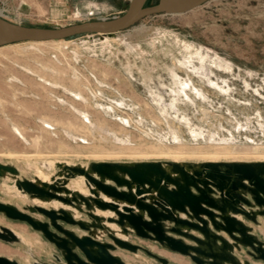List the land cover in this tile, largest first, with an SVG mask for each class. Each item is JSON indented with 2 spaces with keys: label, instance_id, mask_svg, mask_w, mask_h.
Instances as JSON below:
<instances>
[{
  "label": "rangeland",
  "instance_id": "374dc122",
  "mask_svg": "<svg viewBox=\"0 0 264 264\" xmlns=\"http://www.w3.org/2000/svg\"><path fill=\"white\" fill-rule=\"evenodd\" d=\"M156 1L148 0L147 5ZM129 2L130 0H0V11L4 18L16 23L60 27L119 16L127 9ZM114 37L115 40L106 42L98 36L95 39L88 35L69 38L68 40H77V43H70L65 48V55L48 45L43 46V51H33L32 45L25 42L0 48V89H4L0 91V161L11 162L25 176L33 177L34 170L27 169L24 161L25 156L39 155L32 144V139L37 135L42 136L40 154L50 158L57 156L59 159L75 162L100 159H170L93 158L88 155L90 151L115 150L112 141H103L99 135L90 134H87L86 140L80 137L74 140L64 135L60 124L52 132L46 131L49 129L41 126L37 112L26 110L21 105L22 101L37 100L39 107L53 109L50 114L54 118L82 123L68 104L52 98L54 94L38 84L39 79L44 77L42 75L46 74L50 78L53 76L52 79H55L58 73L62 77H57V82H53L57 86L52 85L58 97L69 101L73 96L70 89L74 91L81 88L90 97L92 104L99 101L106 106L118 105V108L109 110V113L103 111L106 117L97 113L93 106L87 109L92 113L94 121L105 119L104 122L120 136L128 132L136 146H151L158 135L169 131L166 120L176 116L181 119L183 115L191 117L192 122L202 126L205 132L217 127L222 135L231 133L239 142L264 146V0H210L186 13L146 16L133 27L116 33ZM182 41L192 44L193 48H188L190 53ZM24 65H28V68ZM175 73L178 77L190 78L203 88L208 99L195 96L191 87L187 88V92H190L195 101L188 100L182 94H175L178 89L173 78ZM75 79H78L77 83H74ZM9 80L14 83L9 84ZM214 82L217 85L212 84ZM151 89L160 93L162 103L156 104L152 100ZM96 91L103 96L97 95ZM34 92L39 93V97ZM174 96H180L181 100L177 105L179 110L172 108ZM77 104L83 107L81 103ZM160 107H166L167 111L163 112ZM203 107L208 108L211 113L209 120L200 119L202 112L199 110ZM119 115L134 120L141 118L143 121L141 124L131 121L126 126L127 129H122L121 121L116 117ZM14 123L20 126L26 138L13 128ZM175 124L178 125L176 118ZM239 124L240 129H237ZM80 134L85 135L86 130L83 129ZM181 134L189 140L190 146L203 144L202 137L197 139L200 143L196 144L190 129L184 124H181ZM60 140H68L71 146L82 153L79 157L71 152L59 153V150H66L64 146H60ZM166 141L169 142L167 139ZM36 159L42 158H31L32 161ZM3 187V179L0 178V199H12L19 204L17 199L4 195ZM0 217L4 219L0 223L11 227L20 223L6 219L1 214ZM26 228L33 236L31 239L34 238L36 253L43 255V249H48L47 244L39 234L27 226ZM142 241L156 253L168 252L150 241ZM0 243L10 246L1 240ZM10 247L21 253L20 256L13 255L14 257L28 261L24 245ZM120 253L127 261L158 263L145 253H141L139 257L126 251Z\"/></svg>",
  "mask_w": 264,
  "mask_h": 264
},
{
  "label": "water",
  "instance_id": "95a60500",
  "mask_svg": "<svg viewBox=\"0 0 264 264\" xmlns=\"http://www.w3.org/2000/svg\"><path fill=\"white\" fill-rule=\"evenodd\" d=\"M130 0L119 16L67 26L24 25L0 16V47L81 35H113L146 16L182 14L210 0ZM25 176L0 161V214L25 224L47 244L0 223V240L24 245L27 262L0 253V264H141L120 251L145 253L159 264H175L137 239L153 242L192 264L264 263V159L24 161ZM31 166H30V165ZM42 168L49 178L35 170ZM83 178V179H82ZM82 182L83 189L74 182ZM10 189H9V188Z\"/></svg>",
  "mask_w": 264,
  "mask_h": 264
},
{
  "label": "bare ground",
  "instance_id": "6f19581e",
  "mask_svg": "<svg viewBox=\"0 0 264 264\" xmlns=\"http://www.w3.org/2000/svg\"><path fill=\"white\" fill-rule=\"evenodd\" d=\"M0 16H3L2 11H0ZM89 35H88V37H92L94 39L96 37L95 35H92V34H89ZM114 35H116V34L103 35V36H100V37L98 36V37L102 41L106 42V41H110L111 39L115 40L116 37H114ZM178 42H179V39H178ZM25 43L27 45L28 44L32 45L31 49L34 48L33 51H43V46L44 45H48L51 48H54V49L58 50L60 53H62L63 55H65V48L70 43H77V40L60 39V40H53V41H29V42H25ZM183 43H184L185 47L187 48L188 52H189V50H191L193 48L191 43L182 41V44ZM0 48H2V47H0ZM188 48H190V49L188 50ZM27 49H29V48H27ZM192 52L193 51H191V53ZM200 52H201V50H200ZM198 53H199V51L197 50L196 54H198ZM198 56H200V55H198ZM200 57L201 58H205L203 56H200ZM219 62H221V61H219ZM202 64H203V62H202ZM203 65H207V64H203ZM27 66L28 65H26V66L24 65V67H27ZM53 67L55 69H58L55 66H53ZM202 67H204V66H202ZM54 68H53V70H55ZM205 68H207V67H205ZM31 71H32V69H31ZM52 73H54V72L52 71ZM57 75H58L57 76L58 78L62 77L61 73H58ZM42 76H44V77L39 79L38 84L43 86L45 89H49V93L54 94V95H52V98H56V99L58 98L59 101H61L62 103L68 104V106L71 109L72 113H74L75 115H78L80 117L82 123L78 124V123H76V122H74V121H72L70 119H64V118L56 119V118H54L50 114V113H52L53 109L51 107H39L38 106L39 102H37V100L34 101V102L22 101L21 105L28 111L37 112V117L39 119V122L41 123V126H43V128H45V129H49V130H46V131H51L52 132L53 128L60 124V126L62 127V130L64 132V135H66L67 137L72 138L74 140L78 139L79 137L81 139H83V140H86L87 134L99 135V137H101V139L103 141H108L109 142V139H110L112 141V144L114 145V149L115 150H110V151L109 150H102V151L93 150V151H90L88 155L93 157V158H120V157L148 158V157H164V158H170V159H173V160H185V159H196V160H219V159L251 160V159H264V146H261L259 143L249 144L248 142H239V141H237L236 137L233 134H231V133L229 135H225V134L222 135L221 134L222 132H221L220 128L218 129L217 127L210 128V129L206 130V132H205V130L203 129L202 126L195 125L192 122V118L188 117L186 115L181 116V119L176 116L174 118L171 117V119H169L170 121L166 120V124L168 125L169 131L164 133L163 135L162 134L158 135L154 139V141H152L151 146H149V147H146L144 145L136 146V145H134L132 143L131 136L129 135L128 132H124L120 136L119 133L115 129L111 128L109 126V124L104 122L105 121L104 118H103L104 121H98V122L94 121L93 117H92V113L89 111V109H87V107L93 106L97 113L101 114L103 117H106L103 111H105L106 113H109V110H115L116 108H118L117 107L118 105L115 104L116 106L113 105L114 106L113 107L112 105L109 104L108 106H106L105 103H102V102H99V101H95L94 102L95 104H92V101H91L90 97L86 96L83 93V90L81 88L74 89V91H71V89H70V93L73 96H71V100L66 101V100L58 97L55 94L56 92L54 91V89H52V85L53 86L54 85L57 86V84H55L53 82H57L58 78L56 77L55 79H52L53 78L52 75H51L52 77L50 78L46 74H44ZM173 78H174V81H175V83L177 84V87H178V89L175 91V94H178L180 96L182 94L188 100L195 101L190 96V94H189L190 92L189 93L187 92V88L191 87L192 90L195 92V96L198 95L202 99H208V94L204 91V89L201 88L200 86H198L197 84H195L190 78L184 79V78L178 77V76H176V73L173 75ZM12 81L13 80H11V81L9 80L8 83L9 84L14 83ZM73 81H74V83H77L78 79L77 80L75 79ZM212 84L217 85V82H214ZM3 90L4 89H0V91H3ZM63 91H64V89H63ZM150 91H151V96L153 97L152 100L156 104L162 103L161 102L162 100H161L160 93H158V92H156V91H154L152 89ZM94 92H95V90H94ZM92 93H93V91H92ZM96 93L100 97L103 96V95L98 94L97 91H96ZM34 94H35L36 97H39L38 96L39 93L34 92ZM180 96H174L173 99H172L171 104H172V108L174 110H179L177 105H179V103H180L179 102L181 100ZM0 98H1V96H0ZM0 101L2 102V98H1ZM77 103H81L83 105V107L78 105ZM53 104H55V103H53ZM100 108H102V109H100ZM161 110L163 112H166L167 108L166 107H162ZM199 111L202 112V117L200 118L201 120H204V121L205 120H209V117L211 116V113H210L208 108L203 107ZM116 117L119 118V122L121 121L120 123H121V128L122 129L123 128L127 129L126 126L131 121L135 122V123H138V124H141L142 121H143L141 118L137 119V120H134V119L129 118V117H127V118L120 117V115L116 116ZM175 118L178 120V125L175 124ZM181 124L186 125L190 129V134L193 135L192 139L196 141V144L200 143V141L197 140L199 137L203 138V142H202L203 144L202 145H196V146H190L189 145V143H190L189 140L185 139L183 137V135L181 134ZM240 126L241 125L239 124L237 129H240ZM13 128L15 130H18L23 135V137L26 138L24 133H23V131H22V129L20 128V126L17 123L13 124ZM83 129L86 130V134L85 135L80 134V132H82ZM167 136H169V138ZM170 136H171V138H170ZM41 137H42L41 135H37V136H35L32 139V144H33V146L35 148H37L36 152L39 154V155H36V156H33V157L42 158V159L43 158H48V159H51V160L59 159V157H57V156L53 157V158H50V156H48V155L44 156V155L40 154L42 152V150H40V148H42L41 147V144H42ZM166 139L169 142H167ZM60 146H64L66 148V150H64V151L59 150L58 151L59 153L71 152V153H75L76 156H78V157L82 153V151L74 148V146H71L70 143L68 142V140H60ZM82 146L83 147H87V145H82ZM33 157L25 156V159H26V161L31 162L32 161L31 158L33 159ZM35 170L38 173V175L41 176L42 178H46V179L49 178V176L45 173V171L42 168H40L38 165H35ZM74 183H75L76 187H78L80 189H83L82 182L80 183L79 181H77V182H74ZM0 222H4V219L2 217H0ZM13 227L16 230H18L19 232H21L23 235H25L27 238L33 237L32 234L27 230L25 225L20 224V223H16V224H13ZM10 246H7L5 244L0 243V253L8 255V256H13V255L20 256L21 255L19 250L14 249V248H12ZM162 254L164 256L168 257L169 259H171L176 264H189V261L187 259L183 258L182 256H179V255H176V254H173V253H170V252H163Z\"/></svg>",
  "mask_w": 264,
  "mask_h": 264
},
{
  "label": "crops",
  "instance_id": "0c3cea01",
  "mask_svg": "<svg viewBox=\"0 0 264 264\" xmlns=\"http://www.w3.org/2000/svg\"><path fill=\"white\" fill-rule=\"evenodd\" d=\"M263 228H264V224H263V226H261V227H259L258 228V231H259V233L261 234V236L264 238V233H263ZM132 239H134V240H137V241H139L140 243H142V244H144L145 246H147L148 248H150V246L149 245H147L146 243H143V241L142 240H144V239H135L134 237H131ZM145 241H149V240H145ZM151 242V241H150ZM153 243V242H152ZM156 245V244H155ZM158 246V245H157ZM159 247V246H158ZM160 248V247H159ZM169 252V251H168ZM160 254V253H159ZM174 254V253H173ZM176 255H178V254H176ZM255 264H264V263H260V262H254Z\"/></svg>",
  "mask_w": 264,
  "mask_h": 264
},
{
  "label": "flooded vegetation",
  "instance_id": "af4514ba",
  "mask_svg": "<svg viewBox=\"0 0 264 264\" xmlns=\"http://www.w3.org/2000/svg\"><path fill=\"white\" fill-rule=\"evenodd\" d=\"M136 239V238H135ZM157 261V260H156ZM158 262V261H157ZM157 264H159V263H157Z\"/></svg>",
  "mask_w": 264,
  "mask_h": 264
},
{
  "label": "trees",
  "instance_id": "16d2710c",
  "mask_svg": "<svg viewBox=\"0 0 264 264\" xmlns=\"http://www.w3.org/2000/svg\"><path fill=\"white\" fill-rule=\"evenodd\" d=\"M157 1H158V0H157ZM157 1H156V2H157ZM156 2H155V3H156Z\"/></svg>",
  "mask_w": 264,
  "mask_h": 264
}]
</instances>
